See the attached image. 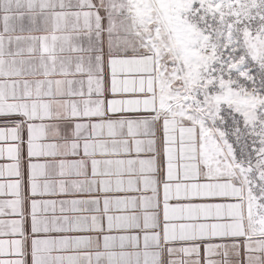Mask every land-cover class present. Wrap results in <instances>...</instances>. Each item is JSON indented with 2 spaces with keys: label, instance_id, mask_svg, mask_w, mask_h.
I'll return each instance as SVG.
<instances>
[{
  "label": "snow or ice",
  "instance_id": "obj_1",
  "mask_svg": "<svg viewBox=\"0 0 264 264\" xmlns=\"http://www.w3.org/2000/svg\"><path fill=\"white\" fill-rule=\"evenodd\" d=\"M0 264H264V0H0Z\"/></svg>",
  "mask_w": 264,
  "mask_h": 264
}]
</instances>
